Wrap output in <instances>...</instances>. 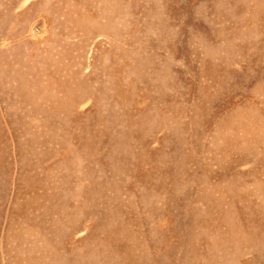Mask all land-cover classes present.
I'll return each mask as SVG.
<instances>
[{
  "label": "rangeland",
  "instance_id": "rangeland-1",
  "mask_svg": "<svg viewBox=\"0 0 264 264\" xmlns=\"http://www.w3.org/2000/svg\"><path fill=\"white\" fill-rule=\"evenodd\" d=\"M0 264H264V0H0Z\"/></svg>",
  "mask_w": 264,
  "mask_h": 264
}]
</instances>
